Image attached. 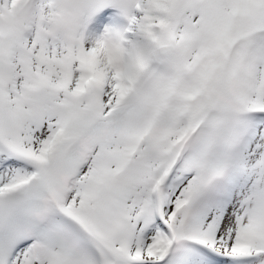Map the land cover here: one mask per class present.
Masks as SVG:
<instances>
[{
  "label": "snow or ice",
  "instance_id": "obj_1",
  "mask_svg": "<svg viewBox=\"0 0 264 264\" xmlns=\"http://www.w3.org/2000/svg\"><path fill=\"white\" fill-rule=\"evenodd\" d=\"M0 264H264V0H0Z\"/></svg>",
  "mask_w": 264,
  "mask_h": 264
}]
</instances>
